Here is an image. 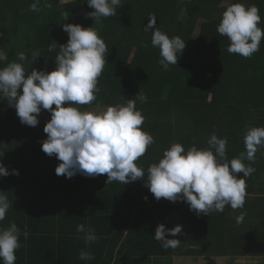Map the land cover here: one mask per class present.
Wrapping results in <instances>:
<instances>
[{
    "label": "trees",
    "instance_id": "trees-1",
    "mask_svg": "<svg viewBox=\"0 0 264 264\" xmlns=\"http://www.w3.org/2000/svg\"><path fill=\"white\" fill-rule=\"evenodd\" d=\"M4 2L14 6L15 12H8L12 19L5 18L0 8V53L4 56L0 68L17 62L29 72L33 68L54 70L59 49L50 52L49 46L67 43L65 23L92 27L104 40L108 50L96 100L73 106L82 112L102 111L134 100L145 118L142 130L155 140L140 157L143 164L136 161L137 166H150L154 158L163 157V153L152 155L153 148L159 147L161 152L173 143L182 144L185 150L192 146L206 149L213 132L228 138L226 158L230 162L245 152L246 131L264 127V39L258 52L244 58L229 54L230 41L217 32L223 11L237 2L258 6V26L264 29V0H121L115 16L99 21L87 16L94 11L87 0H41L40 11L33 13H29L33 0ZM150 15H155L156 26L170 38L179 36L186 41L177 65H169L167 70L159 63V48L151 44L154 29L144 31ZM20 52L28 56L29 64L19 61ZM33 53L40 57L33 61ZM50 118V111L42 109L37 126L22 124L15 107L0 96V151L4 153L0 163L9 172L0 177V191L12 205L0 227L15 222L20 229L21 247L15 252V264H102L113 247L112 239L120 240L125 229L129 243L139 230L152 235L151 226H182L191 215L211 222L212 229L203 236L198 234L200 238L210 241L218 234L221 238L226 235L237 253L264 257V147L258 149L254 161H243L255 169L248 177L239 174L246 181L243 208L233 210L226 205L223 212L197 215L183 200L157 201L145 186L146 177L123 184L107 183L106 174L58 176L55 168L60 161L42 151L47 138L43 129ZM14 169L18 175L13 174ZM133 213L144 219L140 228L129 223ZM241 213L243 220L237 222ZM79 224L94 229L99 239L85 244L84 233L76 231ZM82 249L94 259L80 260ZM207 263L214 264L209 257Z\"/></svg>",
    "mask_w": 264,
    "mask_h": 264
},
{
    "label": "clouds",
    "instance_id": "clouds-1",
    "mask_svg": "<svg viewBox=\"0 0 264 264\" xmlns=\"http://www.w3.org/2000/svg\"><path fill=\"white\" fill-rule=\"evenodd\" d=\"M40 3L41 0H33L29 9L39 12ZM87 4L94 9L87 16L99 21L115 16L121 0H87ZM47 6L51 7L50 4ZM156 22L155 15H150L144 31L154 29L151 44L159 48V63L167 70L169 65H177L186 41L179 36L170 38L156 26ZM260 23L258 6L237 2L223 11L217 32L230 41L229 54L250 58L260 50L264 39V29L258 26ZM63 30L69 36L67 43L57 47L55 42L49 46L50 52L59 49L54 70L47 72L33 68L29 72L23 63L17 62L0 68V96L15 107L22 124L35 127L39 124L38 115L42 109L50 111L51 118L43 129L47 138L42 142V151L49 157L55 155L60 161L55 168L58 176L72 178L78 173L88 177L106 174L107 183L118 181L123 184L146 177L145 186L157 201L161 198L171 202L183 200L197 215L223 212L226 205L233 210L243 208L246 181L239 178V174L248 177L255 171L243 161H254L258 149L264 147V127H252L246 131L245 152L230 162L226 158L228 138H219L213 132L206 149L192 146L185 150L180 143L171 144L159 162L151 164L145 174L136 161L155 140L142 130L145 118L136 109L134 100L129 99L124 105L107 106L100 113L82 112L73 106L88 105L96 100V93L100 91L98 77L106 62V43L92 27L65 23ZM27 57L24 52L18 54L19 61L29 64ZM31 57L34 61L40 55L33 53ZM3 154L0 151V157ZM13 174L18 175V171L14 169ZM7 175L8 170L0 163V177ZM11 206L7 196L0 191V221L5 219ZM243 215L237 217V222H242ZM76 231L84 233L85 244L90 245L99 239L94 229L83 224L77 225ZM181 232L180 225L168 229L160 224L153 238L165 249H174L181 243L176 238ZM20 235L15 222L7 228L0 227V260L3 264H15V252L21 247ZM28 235L27 231L23 233L25 239ZM79 259L91 261L94 256L82 249Z\"/></svg>",
    "mask_w": 264,
    "mask_h": 264
},
{
    "label": "crops",
    "instance_id": "crops-1",
    "mask_svg": "<svg viewBox=\"0 0 264 264\" xmlns=\"http://www.w3.org/2000/svg\"><path fill=\"white\" fill-rule=\"evenodd\" d=\"M160 159L161 158H154V163H158ZM137 161L143 164L140 158ZM141 167L144 171H147L149 165H142ZM151 205H154V203H151ZM252 209L256 208L252 206ZM134 215L133 213V217L129 223H133L132 226L139 225L140 228V224L144 219L141 218L139 220V218H135ZM191 216L193 217V215ZM192 217L186 218L183 222L182 232L176 237L181 240V243L174 249H165L161 242L153 238L154 235L147 236V232L146 235H144V232L141 234L140 230L136 235L130 236V242L128 243V234H126L127 229H125L120 240L119 238H117V240L112 239L113 245L111 246L113 247L106 253V257L102 264H163L161 256L166 257V264H208V257L214 264H242L240 259L248 258L247 256L239 255V253L233 249L234 243H232L233 247L230 246V238L226 235L221 238L220 234H218L210 241L200 238L201 235L203 236L212 229V225L210 227L211 222H206L205 218L199 220L197 217ZM173 227H175V225L168 229ZM198 234H200V236H197ZM168 238L172 237L169 236ZM136 242L141 245V249L137 248ZM139 250L144 251L149 257H141L140 260H138L136 258L138 256L135 253ZM257 255L258 254H254V256ZM256 258H260V261H264L263 256L259 255Z\"/></svg>",
    "mask_w": 264,
    "mask_h": 264
},
{
    "label": "rangeland",
    "instance_id": "rangeland-1",
    "mask_svg": "<svg viewBox=\"0 0 264 264\" xmlns=\"http://www.w3.org/2000/svg\"><path fill=\"white\" fill-rule=\"evenodd\" d=\"M61 2L62 3H66V2H69V0H61ZM0 8L3 10V14H4V17L5 18H9V19H12V17L8 14V12L10 13V14H12L13 12H15V10H14V6H12V5H10L8 2H4V0H0ZM29 13H33V11H30ZM25 28L24 27H22L21 28V32L24 30ZM23 32H25V31H23ZM19 34H20V32H19ZM198 28H196V31L194 32V35L197 37L198 35ZM192 45H193V43H192ZM4 56L2 55V56H0V59H2ZM208 101H210V96L208 97ZM104 110H102V111H100V110H95V109H90V110H88V111H86V112H93V113H100V112H103ZM219 118H224V121H225V117L224 116H220ZM168 128V127H167ZM166 128V129H167ZM171 146V145H170ZM170 146H166V148L163 150V151H161V152H159V150H160V148L158 147L157 149H154L153 148V150L151 151L152 152V155H154V152H156V156L157 155H160V154H162V153H164V151L166 150V149H168ZM138 167H140V168H142L141 166H138ZM258 197L259 196H263L262 194H258L257 195ZM258 204V203H257ZM257 206H259V205H257ZM150 229V232L152 231V232H154L152 235H150V236H153V235H155V230H156V227H152L151 226V228H149ZM146 232V231H145ZM144 232V233H145ZM136 244H137V248H139V249H141L142 247H141V245L138 243V242H136ZM125 245V244H124ZM138 257H136L138 260H140V258L141 257H143V258H148L149 256L144 252V251H141V250H139L137 253H135ZM239 255H244V256H247L248 258H241L240 260L242 261V264H264V261L263 260H261L260 261V258L259 259H257L256 257H258V256H254V253L252 254L251 252H249V253H239ZM161 258H162V263L163 264H166L165 263V256L163 257V256H161ZM238 264H241V263H238Z\"/></svg>",
    "mask_w": 264,
    "mask_h": 264
}]
</instances>
